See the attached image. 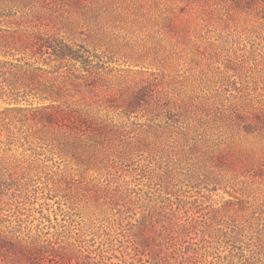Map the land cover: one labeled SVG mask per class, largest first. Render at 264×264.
<instances>
[{
    "label": "rangeland",
    "instance_id": "374dc122",
    "mask_svg": "<svg viewBox=\"0 0 264 264\" xmlns=\"http://www.w3.org/2000/svg\"><path fill=\"white\" fill-rule=\"evenodd\" d=\"M0 264H264V0H0Z\"/></svg>",
    "mask_w": 264,
    "mask_h": 264
},
{
    "label": "trees",
    "instance_id": "16d2710c",
    "mask_svg": "<svg viewBox=\"0 0 264 264\" xmlns=\"http://www.w3.org/2000/svg\"><path fill=\"white\" fill-rule=\"evenodd\" d=\"M52 48H53V50H52V55H54V45H52ZM56 54H57V56L59 57V58H64V57H68V56H70L71 58H73V59H79V58H81L80 56L81 55H78V53H77V50H73V49H71V47L70 46H65V47H61V48H59V49H56ZM90 60V59H89ZM89 60H88V62H89ZM14 65V64H13ZM4 68H5V70H4V72L5 73H7V72H10V71H12L13 69H12V67L10 66V67H8V64H6V63H4L3 65H2ZM15 66H22V65H18V64H16ZM88 71H89V73H93V71H92V69H88ZM19 74H20V76H26V75H28V73H26L25 71H23L22 72V67H20L19 68ZM30 76H36L37 75V73H35V72H32L31 74H29Z\"/></svg>",
    "mask_w": 264,
    "mask_h": 264
}]
</instances>
